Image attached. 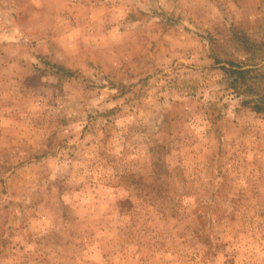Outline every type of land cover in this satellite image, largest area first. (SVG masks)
Wrapping results in <instances>:
<instances>
[{
  "label": "rangeland",
  "instance_id": "374dc122",
  "mask_svg": "<svg viewBox=\"0 0 264 264\" xmlns=\"http://www.w3.org/2000/svg\"><path fill=\"white\" fill-rule=\"evenodd\" d=\"M0 264H264V0H0Z\"/></svg>",
  "mask_w": 264,
  "mask_h": 264
},
{
  "label": "trees",
  "instance_id": "16d2710c",
  "mask_svg": "<svg viewBox=\"0 0 264 264\" xmlns=\"http://www.w3.org/2000/svg\"><path fill=\"white\" fill-rule=\"evenodd\" d=\"M234 66V65H233ZM231 74H233L234 77V81L233 83L236 84L237 81H243L245 82L247 79V74L250 72L249 70H245V69H241V67L239 66L238 69L235 70H229Z\"/></svg>",
  "mask_w": 264,
  "mask_h": 264
}]
</instances>
